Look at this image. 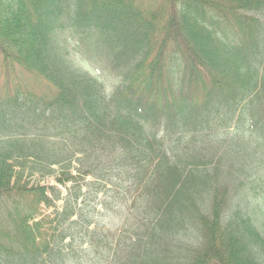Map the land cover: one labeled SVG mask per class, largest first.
Returning <instances> with one entry per match:
<instances>
[{"label":"trees","instance_id":"1","mask_svg":"<svg viewBox=\"0 0 264 264\" xmlns=\"http://www.w3.org/2000/svg\"><path fill=\"white\" fill-rule=\"evenodd\" d=\"M0 57L47 89L0 105V264L102 263L84 247L110 264H264V0H0ZM32 158L65 198L29 185ZM121 177L132 226L96 237L84 180Z\"/></svg>","mask_w":264,"mask_h":264},{"label":"rangeland","instance_id":"2","mask_svg":"<svg viewBox=\"0 0 264 264\" xmlns=\"http://www.w3.org/2000/svg\"><path fill=\"white\" fill-rule=\"evenodd\" d=\"M78 54V52H77ZM86 65L85 69L91 71L92 74L96 75L100 79H103V76L108 74L107 71H104L99 65L94 64L89 59H84ZM47 89L41 87V85H37L35 80L29 78L26 74L15 71L10 69L9 72L6 74L5 69L2 67L0 62V102H6L8 99H13L16 96L18 98L19 104L23 103V98L28 96L34 97L35 94L39 95L40 97H45V93ZM18 123V122H17ZM26 126L25 123H23ZM18 131H23L18 128ZM3 131L0 132V136L2 135ZM32 134L34 133L31 132ZM29 136V135H28ZM35 138L33 134L32 137ZM0 137V141H1ZM55 143H58V139H54ZM29 145V143L26 142ZM35 160L32 158L28 161L29 168L25 172V179L29 182V185H35L37 183L41 185H47L53 183L51 178H49L45 172L41 171L40 168H37V172H33L30 168H35ZM76 167V166H75ZM54 172H58L60 170V166L56 165L51 168ZM75 176H78L76 170H71ZM29 173V176H28ZM42 175H45L44 179H42ZM92 181L89 178L84 180V186H82V192L86 194L87 198V205L83 208L84 219L94 220L95 227L99 229L102 227L104 229L103 232L99 230L95 231V236L102 238L103 235L107 234L108 232L111 233L116 230H120L121 228H129V224L131 222V218H129V211H130V196L125 192V188L129 186L127 182H124L121 178H116V182L108 184L101 192L96 193L97 189H100L101 186H86V183ZM71 188V185H68V189ZM62 197H66L67 192L65 189H61ZM95 199V201H93ZM62 202L56 205L57 208H60ZM129 208V209H128ZM48 210H43V212ZM52 210H49L47 213H51ZM81 227H84L83 222H79ZM94 227V229H95ZM92 250L90 248H87ZM99 251V250H98ZM88 257L87 263L94 261L92 258H98L97 262L102 261V258L98 255H94V253H87L82 254ZM115 262L118 261V258L114 259ZM110 262V260H109ZM107 260L103 261L100 264H108ZM110 264V263H109Z\"/></svg>","mask_w":264,"mask_h":264}]
</instances>
